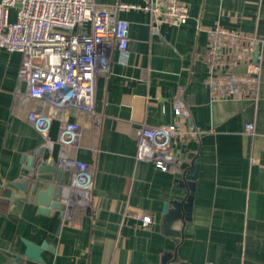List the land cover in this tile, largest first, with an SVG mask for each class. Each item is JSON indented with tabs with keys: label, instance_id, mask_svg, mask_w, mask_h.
Segmentation results:
<instances>
[{
	"label": "crops",
	"instance_id": "1",
	"mask_svg": "<svg viewBox=\"0 0 264 264\" xmlns=\"http://www.w3.org/2000/svg\"><path fill=\"white\" fill-rule=\"evenodd\" d=\"M94 1L109 8L146 2ZM179 1L189 8L187 22L162 24L157 35L149 13H119L129 25L128 54L121 61L113 51L109 73L97 76L101 121L82 118L77 145L58 142L61 122L54 119L52 148L44 147L26 119L36 101L15 94L21 55L0 48V264L23 254L22 240L51 248L41 253L44 264H264V0ZM9 20H15L14 8ZM218 26L262 41L255 101L211 99L204 56L207 31ZM233 72L253 68L242 65ZM175 97L198 134L183 144L175 140L171 150L178 163L160 171L135 159L137 130L141 124H171ZM46 159L63 172V186L71 178L59 165L63 159H76L93 172L91 190H62L73 210L69 221L61 210L38 213L36 191L54 183V175H38L47 182H35L26 169ZM195 165L190 219L171 226L180 236L167 234L163 206L186 194L179 181ZM128 208L150 216L152 224L142 227Z\"/></svg>",
	"mask_w": 264,
	"mask_h": 264
},
{
	"label": "built area",
	"instance_id": "2",
	"mask_svg": "<svg viewBox=\"0 0 264 264\" xmlns=\"http://www.w3.org/2000/svg\"><path fill=\"white\" fill-rule=\"evenodd\" d=\"M15 9V20L9 10ZM144 11L151 15V33L159 26H180L189 18V8L179 0H146L144 6L117 3L102 7L94 0H0V48L18 52L21 61L17 72L15 94L37 106L27 114L28 123L42 136L49 151L53 142L48 132L51 122L59 119L58 142L77 145L81 119L91 117L95 124L101 115L95 110V84L99 74L110 71L111 53L122 61L128 54V22L119 18L124 11ZM208 48L204 60L209 65L206 83L212 100H256L257 74L261 70L262 41L254 35H243L215 27L207 31ZM250 65L252 73H235L233 69ZM174 120L169 125L150 127L141 124L137 130L135 159L152 163L167 171L178 159L172 143H185L187 136L197 135L190 114L179 97L174 98ZM70 117L74 120L70 121ZM245 131L253 132L248 124ZM59 165L71 173L63 191L91 190L93 172L76 159H63ZM63 219L72 218V206L61 197ZM142 227L152 218L142 211L128 208Z\"/></svg>",
	"mask_w": 264,
	"mask_h": 264
},
{
	"label": "water",
	"instance_id": "3",
	"mask_svg": "<svg viewBox=\"0 0 264 264\" xmlns=\"http://www.w3.org/2000/svg\"><path fill=\"white\" fill-rule=\"evenodd\" d=\"M197 165L188 170L185 173L180 187L186 190V194L180 200H174L166 203L163 206L162 212L164 214L163 224L166 229V233L170 235L180 236V232L172 230L171 226L180 221L185 223L190 219L191 207L193 203V191H194V181L197 177ZM29 173H32L31 179L35 182L46 181L38 177L41 174H53L54 183H48L47 189H41L36 191V204L38 205V213L41 215H47L50 210H61L60 215L63 217V209L61 207V196H62V175L63 172L57 168V164L53 163L51 159H46L45 161L35 162L33 168L26 169ZM185 182L183 184L182 182ZM47 182V181H46ZM19 188L26 191V183L18 184ZM32 190L35 189V185H32ZM53 191L52 199H49V194ZM25 250L22 255L13 257L7 261L5 264H26V262H32L36 264H44V260L41 257L43 250H50L51 248L43 242L40 245H36L27 240H22Z\"/></svg>",
	"mask_w": 264,
	"mask_h": 264
}]
</instances>
